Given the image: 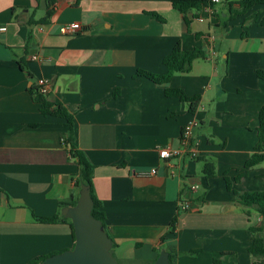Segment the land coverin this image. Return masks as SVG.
I'll return each mask as SVG.
<instances>
[{
	"label": "crops",
	"instance_id": "crops-1",
	"mask_svg": "<svg viewBox=\"0 0 264 264\" xmlns=\"http://www.w3.org/2000/svg\"><path fill=\"white\" fill-rule=\"evenodd\" d=\"M230 1L238 0H220L212 15H184L171 0H0V264L74 246L69 224L39 219L62 215V204L80 194V167L64 141L69 125L44 115L30 91L42 77L48 100L73 115L74 144L95 165L93 190L120 264H152L168 247L182 252L176 264H254L251 227L262 215L239 194L264 190V162L245 167L264 105L256 74L264 69V5L225 23ZM77 21L78 33L64 32ZM177 42L205 57L166 84L136 76L138 69L166 73L163 59ZM167 87L200 95L197 111L167 96ZM191 121L197 125L185 145L182 130ZM162 148L180 154L163 159ZM206 161L215 176L203 172ZM152 168L156 174H140Z\"/></svg>",
	"mask_w": 264,
	"mask_h": 264
},
{
	"label": "trees",
	"instance_id": "trees-1",
	"mask_svg": "<svg viewBox=\"0 0 264 264\" xmlns=\"http://www.w3.org/2000/svg\"><path fill=\"white\" fill-rule=\"evenodd\" d=\"M172 5L178 11L187 15L189 12L193 10H201L202 7L206 4L212 5L215 7L216 3H213L211 0H171ZM54 0H48V5H53ZM238 4L239 7H235ZM256 5H264V0H238V1H230L228 2V17L225 23L228 21L236 18L239 15L246 14L251 8ZM52 10H48V16H50ZM47 17L44 19L46 20ZM254 20L257 19V15L252 16ZM186 22L189 23V19L186 18ZM264 23V19L261 21ZM205 57L204 51L194 48V49H184L182 47L181 42H177L175 46L172 48L170 53H168L163 62L167 67V72L164 74H157L148 70L138 69L136 72V76H144L151 81L162 84V83H169L175 73L181 72L186 73L192 69L193 62L198 58ZM256 74L259 78L264 79V69H257ZM30 91L34 97V99L40 103L41 111L44 115H53L58 117H63L66 119L69 130L67 136L65 138V143L69 146V152L72 158L78 163L80 169L79 174L76 179L77 186L81 189L82 184H88L91 187V195L94 199V206L92 209V214L97 219L101 220L103 226L105 227L106 231V215L102 209V201L97 198L93 190V178H94V169L95 165L89 159L87 154L76 147L74 144L75 137H74V123H73V115L68 111V109L62 104L58 102H52L48 100L47 94H43L40 92L39 87L36 85L31 86ZM120 93V89L117 88L113 96L117 97ZM165 94L167 96H176L179 97L182 101L187 102L189 104V109L191 112L195 113L200 105L201 96H189L184 89L179 87H167L165 89ZM258 144L257 150L246 160L245 167L251 168L254 167L262 162H264V105L261 107L259 112V127H258ZM203 172L207 177H213L216 174L215 164L212 161H206L204 163ZM248 171H244L240 174L237 180H240L243 176H247ZM226 184L229 190H233L231 180L226 177ZM236 192V191H235ZM237 193V192H236ZM241 202L254 206L256 210L262 215V223L259 226L251 227V231L254 233L253 242L249 247V252L254 258V264L260 258H264V244H263V229H264V190H247L239 194ZM79 196H76L70 203H65L62 205H75L77 203ZM42 222L47 223H55V222H64L70 225L72 229V233L74 236V245H75V233L72 220L67 218L60 213L55 214L51 217H40L39 218ZM177 225V217H174L171 222L170 231L168 234L173 233L176 229ZM162 239H165L163 236ZM114 245V243H113ZM169 253V261L170 264H176L177 257L182 254V252H178L175 250L174 247H168L166 249ZM199 253V250H191L187 252L192 256H195ZM54 255L48 254L43 256H38L33 258L26 264H38L42 262L47 257ZM159 256V255H158ZM153 262L152 264H154Z\"/></svg>",
	"mask_w": 264,
	"mask_h": 264
},
{
	"label": "water",
	"instance_id": "water-1",
	"mask_svg": "<svg viewBox=\"0 0 264 264\" xmlns=\"http://www.w3.org/2000/svg\"><path fill=\"white\" fill-rule=\"evenodd\" d=\"M93 206L91 187L84 183L81 185L77 203L65 206L62 210V215L72 220L75 245L71 249L47 257L38 264H120L112 252V238L102 221L92 214ZM154 264H170L166 249L161 250Z\"/></svg>",
	"mask_w": 264,
	"mask_h": 264
},
{
	"label": "built area",
	"instance_id": "built-area-1",
	"mask_svg": "<svg viewBox=\"0 0 264 264\" xmlns=\"http://www.w3.org/2000/svg\"><path fill=\"white\" fill-rule=\"evenodd\" d=\"M213 3H217L220 0H211ZM202 10H204V12H206L209 15L214 14L215 12V7L209 4H206L202 7ZM201 21L205 20V17L201 16L200 17ZM6 30V26H0V31H5ZM64 32L67 34H76L81 30V24L79 21L77 22H73V23H69L66 24L63 28ZM33 59H38L39 57L34 54L32 55ZM37 86L39 87V90L41 93L43 94H48L49 92V83L48 80L46 78H39L37 81ZM197 125L196 121H191L189 123H187L183 130H182V141L183 143L186 145H188L192 139V135H193V128ZM65 141V138H64ZM198 145V144H197ZM196 145V146H197ZM180 154V152L176 149H170V148H162L160 149V157L163 159H168L171 158L173 156H178ZM193 159L198 157V151L197 149H193L191 151V155H190ZM157 173V169L156 168H152L150 171H142L140 172L141 175H148V174H156ZM197 186L193 185L192 189H196ZM190 207V204L188 201H184L181 203V208L184 210H187Z\"/></svg>",
	"mask_w": 264,
	"mask_h": 264
}]
</instances>
